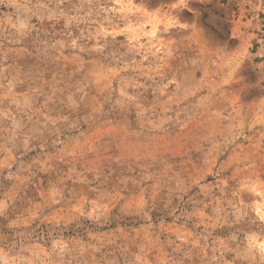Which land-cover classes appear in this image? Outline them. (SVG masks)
<instances>
[{
	"label": "rangeland",
	"instance_id": "obj_1",
	"mask_svg": "<svg viewBox=\"0 0 264 264\" xmlns=\"http://www.w3.org/2000/svg\"><path fill=\"white\" fill-rule=\"evenodd\" d=\"M0 264H264V0H0Z\"/></svg>",
	"mask_w": 264,
	"mask_h": 264
}]
</instances>
